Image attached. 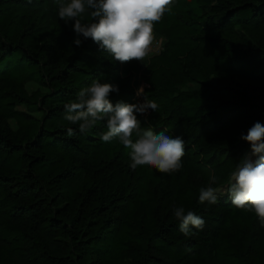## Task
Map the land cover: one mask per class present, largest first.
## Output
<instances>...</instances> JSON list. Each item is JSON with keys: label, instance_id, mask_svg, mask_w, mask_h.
<instances>
[{"label": "trees", "instance_id": "trees-1", "mask_svg": "<svg viewBox=\"0 0 264 264\" xmlns=\"http://www.w3.org/2000/svg\"><path fill=\"white\" fill-rule=\"evenodd\" d=\"M72 23L53 0H0V264H264L254 213L226 194L198 201L212 175L228 187L251 149L241 136L264 126V0H177L155 25L162 51L143 62L115 61L91 38L77 47ZM141 69L158 108L138 119L182 137L179 172L133 170L130 149L100 139L104 121L82 134L64 119L96 79L119 86L113 104L133 103ZM176 207L204 229L185 237Z\"/></svg>", "mask_w": 264, "mask_h": 264}, {"label": "clouds", "instance_id": "clouds-1", "mask_svg": "<svg viewBox=\"0 0 264 264\" xmlns=\"http://www.w3.org/2000/svg\"><path fill=\"white\" fill-rule=\"evenodd\" d=\"M58 8V17L66 25L72 23L75 33L73 43L82 45L91 38L102 52H107L115 61L121 63L133 60L143 62L150 58L156 41L155 25L170 14L177 0H53ZM85 14L90 22H82ZM146 85H141L136 95L143 101L113 104L109 97L119 93L117 84L93 80L90 86L82 88L76 98L64 105V119L71 125H77L80 133L90 132L101 121L106 123L107 131L100 133L103 142L114 139L130 149V167L155 168L160 173L179 172L185 154V141L180 136L173 138L164 131L154 133L144 130L138 115L146 116L149 110L156 111L158 105L144 95ZM67 135H74V129L68 127ZM133 134L137 139L133 142ZM251 146V152L241 159L237 170L231 174L226 189L211 185L217 183V177H210V184L201 188L198 201L208 205L218 203L219 195H228L234 207L254 213L261 227H264V126L256 122L241 136ZM179 221V230L185 237L194 235L191 228L203 230L205 221L193 211L185 214L183 207L173 209Z\"/></svg>", "mask_w": 264, "mask_h": 264}, {"label": "rangeland", "instance_id": "rangeland-1", "mask_svg": "<svg viewBox=\"0 0 264 264\" xmlns=\"http://www.w3.org/2000/svg\"><path fill=\"white\" fill-rule=\"evenodd\" d=\"M155 35H156V41L153 44L152 53L150 54V58L147 59L148 61H150V59L153 56H155L156 54H159L162 51L163 47H164L165 37L162 36V35H160V34H158L157 32H155ZM147 75H148L147 72H145V70H143V69H141L140 71H138V72L135 73V76H136V79L135 80L138 81L137 83L134 84L135 90L138 87H140L141 85H146V87L149 86V82L146 80V76ZM195 85H197V84H195L193 82H189L187 85H180V87L181 88H190L191 86H195ZM26 87L28 88V90H31V89L35 88V84L34 83H31V82H28L26 84ZM135 92L136 91H134V95H135ZM134 95H133V97H134ZM132 100H133V98H132ZM133 103H134V101H133ZM21 107H24V106L21 105ZM37 114H40V112H37ZM141 117H143V116H141ZM143 118L145 119V117H143ZM12 123H13L14 126H16L14 120H12ZM250 152H251V149L248 151V153H250ZM219 188L226 189L227 188V185L224 184V185L220 186Z\"/></svg>", "mask_w": 264, "mask_h": 264}, {"label": "built area", "instance_id": "built-area-1", "mask_svg": "<svg viewBox=\"0 0 264 264\" xmlns=\"http://www.w3.org/2000/svg\"><path fill=\"white\" fill-rule=\"evenodd\" d=\"M139 88V87H138ZM137 88V89H138ZM137 89L135 90V91H137ZM144 95L147 97V99L148 100H150L149 98H148V96L146 95V93H144ZM133 101H134V103H136V102H138V101H143V97H138L137 95H136V92H135V95H134V97H133ZM150 112H151V110H149V113L146 115V116H143V117H145V119L146 120H148V116H149V114H150Z\"/></svg>", "mask_w": 264, "mask_h": 264}]
</instances>
